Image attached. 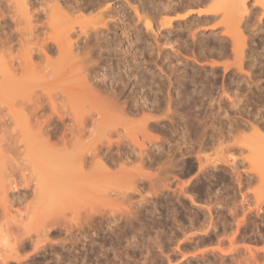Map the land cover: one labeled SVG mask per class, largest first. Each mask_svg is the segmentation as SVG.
<instances>
[{
  "label": "rangeland",
  "instance_id": "obj_1",
  "mask_svg": "<svg viewBox=\"0 0 264 264\" xmlns=\"http://www.w3.org/2000/svg\"><path fill=\"white\" fill-rule=\"evenodd\" d=\"M162 1H168L172 8V12L166 13L167 18H172V25H160L163 14L156 15L160 7L156 5ZM110 3L119 13L114 19H120L112 22L109 33L104 31V38L109 39L108 48L105 47L109 50L99 49L103 53L96 61L99 63L96 70L99 74L110 71L112 76L122 75L126 87L116 104L127 107L125 101L130 98L129 103L139 113L126 114L127 108L124 114L118 112L100 118L93 112L82 144L97 141L102 132L108 131L113 141L110 154L121 151L127 158L114 156V162L105 164V171L108 168L110 172H106L113 171L112 175L98 173L101 168L93 171L95 175L92 173L93 179H90L94 182L85 183L86 189L78 194L80 199L77 196L68 199V192L62 197L64 200H54L63 209H57L53 202L48 205L46 199H37L36 202H41L40 218H29V206L36 203L35 199V203L32 201L33 186L25 191L26 200L15 203L10 212L18 216L17 210L21 211L17 218L27 227V233L17 251L21 260H10L9 264H264V180L251 175L246 183L248 163L244 160L237 163L243 186L238 184L237 176L228 165L219 163L217 168H212L205 162V158L214 160L230 153L242 159L248 151L238 147L251 134L250 124L264 126V11L250 0L252 11L247 26H241L245 57L244 72L240 74L234 63L232 39L221 34L224 26L214 31L210 27L222 19V12L210 19V15L198 14L201 8H223L225 0H111ZM133 5L138 7L140 19ZM123 10L127 17L122 16ZM147 20L151 22V29L146 28ZM164 36L170 39V44H165ZM101 52L97 51L94 58ZM50 57L56 62V53ZM41 65L38 69H42ZM109 77H105L108 83ZM94 80L101 81L96 77ZM0 116L5 119L0 122V134L8 131L16 138L18 131L13 128L10 114L2 111ZM229 117L246 126L234 131L221 145L211 144L207 137L212 131L211 123L227 129L233 124ZM101 119L103 122L96 127V121ZM140 120L146 124L147 137L138 135V138L146 144L142 148L150 155L144 161L136 156L138 148L133 143L127 140H124L125 146L116 143V130L126 126L133 132L139 128ZM70 123L68 118L66 124ZM100 129L105 131L99 132ZM9 145H1L4 155L0 153V157L5 156L8 162L13 159L29 180L34 178L37 175L32 163L35 157H26L25 145L20 142ZM196 152L202 164H206L204 170L198 169ZM263 154L254 156V160L263 161ZM163 169L170 172L163 175ZM17 170L15 174L20 177ZM98 206L102 207L101 214L96 211L90 220L79 224L71 221L74 212L80 211L78 216H84L82 208L90 211L97 210ZM51 210H56L55 217L60 218L63 210L65 220L50 224L47 218L54 215ZM238 220L241 225L237 229ZM11 222L0 215V255L8 249H5L7 243L14 241L9 238L11 232L20 228ZM210 224L214 225L211 230ZM22 231L26 232L24 228ZM231 247L236 250L230 251ZM223 250L225 253L220 252Z\"/></svg>",
  "mask_w": 264,
  "mask_h": 264
},
{
  "label": "bare ground",
  "instance_id": "obj_2",
  "mask_svg": "<svg viewBox=\"0 0 264 264\" xmlns=\"http://www.w3.org/2000/svg\"><path fill=\"white\" fill-rule=\"evenodd\" d=\"M110 1L0 0V112L3 111L10 114L14 125L13 128L18 131L16 138L8 134V131L0 134V153L4 155L3 149H1L3 143L11 145L12 142H20L25 145L23 154L26 157L27 155H33L35 157V161L32 163L34 164L33 168L37 171V175L29 180L24 170L15 161L13 163V159L8 162L4 158L5 156L1 155L4 160L0 157V215L7 222L12 221L11 224L14 222L17 228L20 227L17 229V232H11L12 236L9 238H13L14 241H11L10 244L7 243L9 246L7 245L8 247L6 246L5 249H8L4 251V254L0 255V264H9L10 260L16 262L21 260L17 251L19 246L24 244V235L27 233V229L25 228L27 227L22 224V220L17 218L21 215V211L17 210L19 215L14 216L10 210L15 203L20 204L26 200L27 194L25 191L33 186L31 188L33 203L41 198L46 199L45 201L48 205H50V202H53L55 205V201L58 199L64 200L62 197L65 194L68 195V192L69 195L67 198H76L75 196H77L80 199V195L78 194L84 190L83 188L86 189L85 183L89 185L91 182L92 184L94 182L92 180L95 175L93 171L101 168V170H98L99 172H96L110 174L108 168L106 171L109 172L107 173L105 171L106 168L104 166L106 163L114 162V156L119 159L123 157L124 159L127 158L125 152L118 150H116L118 151L116 152L117 155L110 154L113 141L108 131L102 132L97 141L84 142L82 144V137L85 133L86 125L92 119L93 112H96L100 118H104L108 114L115 115L116 113L117 115L118 112L124 114L127 108L129 110L126 111V114L128 112L130 115L135 116L139 113L136 112V107L133 109V106L129 103L132 102L130 98L128 101L124 100L127 107L116 104L118 96L122 95L123 88L126 87L123 76H112L109 71L106 74L110 76L108 83L105 80L106 75L104 73L99 74V71L96 70L99 67V63L96 61L101 59L103 53L100 51V48L102 47L103 49V47L107 46L109 41V39L106 40L104 38V31H108L109 33L112 22L116 23V19H120L118 17L114 19L119 13ZM225 1L226 5L223 8H209L208 10L201 8L202 11L199 8L198 14L204 13L206 16L210 15L208 17L210 19L212 17L216 18L219 14L218 12H222V19L213 23L210 27L214 31L224 26L225 30L221 34L231 37L235 52L234 63H236V69L241 74L244 72L243 59L245 57L243 48L245 36L241 26L243 25L244 27L247 24L246 22L252 11V4L251 8H249L250 0ZM132 2L134 3V1ZM254 2L264 11L263 0H254ZM156 6H160L157 9L156 15L163 14L161 15L162 20L160 21V25H172V18H167L166 16L168 15L166 13H170L172 10L168 1H162ZM137 8L134 5L132 7L135 10L134 12L137 18L140 19ZM123 13L124 10L121 13L124 17L125 14L123 15ZM141 16L145 17L146 15L141 14ZM225 19L228 20V23ZM149 21L147 20L145 25L147 26L146 28L151 29V22ZM112 27L114 28V26ZM125 30L123 29L122 31ZM122 33L125 34V32ZM164 37L165 44H170V39L168 37L166 38V36ZM136 38L138 39V37ZM107 48L105 47L104 50ZM112 50L116 49L112 48ZM97 51L101 53H97V57L94 58ZM55 53L57 54V59L56 62H53L54 60L50 56ZM116 53V51H113L114 55ZM111 54L109 53V55ZM34 58H36L35 61L39 60V63L38 61L34 62ZM119 59L121 61L123 59L122 56ZM40 64H42L40 67L43 66L42 69H38ZM47 67L49 70L48 73H50L49 78H47V75H49L46 72ZM212 70H215V66H213ZM99 75H101V79H99ZM94 77L101 81L94 80ZM119 102L120 99L117 103ZM232 103H234V100H232ZM68 118H70L72 123L66 124ZM228 120L230 123L232 121L233 124L228 126L227 129L221 126L215 127L211 123L210 127L212 131L207 135L211 144L216 143L217 145H221L234 131H238L246 126L244 123L235 120L234 117H229ZM0 122H5L4 116H0ZM102 122L103 119L96 121L95 126H99ZM257 124H250L251 134L245 137L249 142L243 138L244 141L239 143L241 147L238 148L244 147L248 151V155H245L242 159H236L237 156L233 153L218 156L214 160L208 158L206 160L205 158L206 164H209L212 168H217L219 163L228 165L237 176L238 184L243 186L244 183L239 180L241 173L238 171L237 163L244 160L248 163V168L245 170V182L247 183L249 181L248 177L251 175L264 180V160H254L255 157L264 152V126L260 128ZM101 131L105 130L100 129L99 132ZM115 132L118 134L116 139L117 145L125 146L126 140L133 143V146L138 148L136 156H138L140 161H144L150 156L142 148L146 144L144 142L141 143L138 138V135L143 138L147 137L146 124L143 120H140L139 128L133 132L129 131L126 126L122 127L121 131L116 130ZM80 141L81 143H79ZM149 144L151 143L149 142ZM154 146L158 147L157 144H154ZM198 152H200V149H198ZM196 160L198 169L204 170L206 164H202V160L197 152ZM124 163L126 164V162ZM86 166L89 169H85ZM16 168H19L17 171L20 173V177L15 174ZM162 171L164 175L170 172V169H167V172L166 169ZM117 173L118 171L114 174ZM112 174L113 171L110 175ZM91 177L92 179H90ZM89 181L90 183H88ZM181 188L180 190L182 191L183 189ZM15 192L18 193L17 196L13 195ZM44 196L47 198H44ZM37 202L39 203L40 200ZM37 202L29 206L31 210L27 213L30 215V219L40 218L41 209L39 207L41 206V202L39 206ZM55 207L57 209L59 207V209H63L59 204H56ZM103 207H106V205ZM97 208V210L91 208L90 211L82 208L86 214L84 216H78L80 211L78 213L74 212L77 214L73 215L71 221L73 220L72 222L79 224L81 221L85 222L88 219L90 220L93 217V213L97 214L96 211H99V208L101 209L102 207L98 206ZM55 211L51 210V214H54ZM114 211L118 212L115 208ZM63 212V210H60V214L62 213L61 218L59 216L55 217V214L47 218L50 220V224H56L61 219L64 221L65 215H63ZM115 212L111 213L116 214ZM55 213L57 215V211ZM71 221L69 220V222ZM18 223L24 226L23 228L26 232L22 231L23 228L20 224L18 226ZM24 224L26 225L27 223L24 222ZM240 225L241 221L238 220L236 223L237 229ZM212 228H214V225L210 226V230ZM246 247L249 249L248 245ZM234 248L231 247L230 251L234 250ZM220 252L225 253L224 250ZM250 255L251 257L254 256L252 251Z\"/></svg>",
  "mask_w": 264,
  "mask_h": 264
}]
</instances>
